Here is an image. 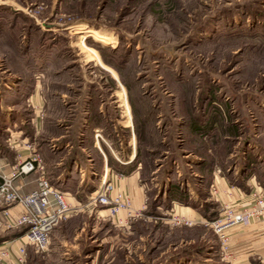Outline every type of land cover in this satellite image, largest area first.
<instances>
[{"label": "rangeland", "instance_id": "1", "mask_svg": "<svg viewBox=\"0 0 264 264\" xmlns=\"http://www.w3.org/2000/svg\"><path fill=\"white\" fill-rule=\"evenodd\" d=\"M28 95L43 100L39 132ZM0 99L25 119L24 132L48 160L54 182L78 162L62 185L78 199L68 201L73 214L85 216L87 234L97 222L93 262L28 243V264H132L128 227L91 198L103 158L114 169L128 160L124 167H140L149 247L172 250L175 232L164 240L154 230L184 224L172 223L165 200L171 192L158 188L177 179L186 184L183 173L200 159L229 172L244 153L264 156V0H0ZM79 167L89 172L86 182H78ZM258 178L264 182V170ZM11 205H0V245L19 243L24 232L15 218L2 220L11 217ZM207 237L218 250L216 234L209 229ZM196 244L206 249L205 241ZM215 255L222 263L219 250Z\"/></svg>", "mask_w": 264, "mask_h": 264}, {"label": "crops", "instance_id": "2", "mask_svg": "<svg viewBox=\"0 0 264 264\" xmlns=\"http://www.w3.org/2000/svg\"><path fill=\"white\" fill-rule=\"evenodd\" d=\"M27 99H33L32 106L34 104L37 105L34 107L36 112H34L35 117L33 120L36 131L39 132L42 129V122L39 120V116L36 115V108L39 111L40 109L42 110L43 100L40 98V95L34 96V98L28 95ZM11 105L13 103L8 104L7 101L0 99L1 174H9L15 164L30 156L34 151L40 154V150L33 145L34 143L30 139V134L24 132L25 127L23 125L25 119L20 114H14ZM62 135L59 133L55 137L58 138ZM94 143L97 147H101L99 139L95 140ZM244 154L243 157H240V162L238 160L235 161L233 164L234 168H229V172L219 167H215L214 169L211 167L207 168L206 163H201L203 159H200L201 161L195 165L197 170L192 169L188 173H183L186 176L183 178V182L186 184L183 185L182 181L177 179L175 181L177 184L166 183V185L164 183L161 185L164 189L163 187L161 189L158 188L160 194L163 192L167 193V191L171 193L166 198L164 197L165 193L163 194L160 203H157V208H162L165 205V200L169 198L170 212L177 213L191 221L190 225L176 226L174 230H167L164 226L165 222L164 224L160 223V225H157L155 230L152 229L157 235L158 233L161 234L164 240H167V237L173 232H175L176 236L174 242H169L172 250L165 248L158 254H156V250L149 247V239L151 238L149 225L151 221L148 218L142 217L143 214L146 215L147 213L148 201L146 194L147 184L141 178L139 166L129 167V164H127L125 165L127 168L124 169L123 164H126L128 160L127 162H121L120 167L122 169H114L113 166L115 164L113 165L103 158L100 168L94 169L97 171L101 169V171L97 174L96 180L92 182L96 187L92 189L91 194L94 193L100 183V177L107 170L108 176L115 186L112 193L119 191L129 196L132 207L136 211V215L132 216L130 222L126 224L128 227L126 232L128 234L127 250L129 252L127 257L132 264H153L158 258L160 259L159 264H264V258L260 257L264 253V217L239 223V225L229 228L231 257L226 258L221 256L222 263L214 261L213 258L219 249L210 247L207 244L210 242L208 237L205 238L206 231L209 229L212 231L205 224L206 220L210 219V215L208 214L220 211L224 205H229L236 210L248 206L252 201L250 193L254 190H259L264 194V182L258 178L261 171L264 170V156L257 158L250 155L248 159L247 154ZM133 155L134 153H132L129 159ZM257 161L259 162L258 165L256 164ZM77 165L78 162L75 161L72 164L70 163L65 172L60 171L62 178L54 182L48 176V173L51 172L48 171V160H44L45 171L50 181L54 186L64 191L68 200H75V202H79L78 199L72 195L70 188L66 187V185L63 186L62 183L64 181L66 183V180L68 181L67 176H72V172L75 171ZM82 168L79 167V183L86 182L85 176L89 173ZM91 168L94 167L92 166ZM192 175H197L199 178L196 181L188 180ZM37 177L38 171H32L26 175L15 177L14 183L20 188L22 193H27L35 187ZM96 181L97 183H95ZM59 183L63 187L58 186L57 184ZM211 201H215V211L203 208ZM8 210L11 217L2 219L7 222H11L12 218L16 219L21 212L18 204L11 205ZM69 214V216L64 218L65 220H62L52 230L49 251L55 256L62 253L66 259H70L72 262L76 261H73L72 256L69 255H74L76 258L77 256H88L91 258V262H93L99 256L98 246H100V243L96 244L97 240L94 241L96 239L94 238V229H96L97 222L94 221L92 227L89 226L91 233L87 234L85 216L78 213L73 214L72 212ZM87 214L89 213L87 212ZM117 218H125V214L120 211L117 214ZM200 241L206 242V249L201 250L198 248L199 246L196 243ZM192 243L196 245H191ZM188 245H191V247H188ZM11 250H15L14 243L11 245Z\"/></svg>", "mask_w": 264, "mask_h": 264}, {"label": "built area", "instance_id": "3", "mask_svg": "<svg viewBox=\"0 0 264 264\" xmlns=\"http://www.w3.org/2000/svg\"><path fill=\"white\" fill-rule=\"evenodd\" d=\"M95 137L99 139L100 133L96 132ZM32 171H38L36 185L27 193H22L15 185L14 179ZM108 174L105 170L91 198L100 204L108 205L109 213L116 218L120 211L125 212V218H117V221L122 225L127 224L136 211L126 193L117 191L113 195L110 194L115 186ZM250 195L252 201L248 206L236 210L229 205H224L216 217L207 219L205 222L217 236L222 257H231L229 228L264 217V194L259 190H254ZM11 204L20 206L21 212L16 221L18 225L26 228L19 236L20 242L15 243V250H11V244L0 245L1 264H28L26 253L28 243L32 244L36 251H45L49 246L52 230L74 208L64 191L50 181L45 171L43 157L35 151L15 164L9 174L0 173V205L10 206ZM4 208L7 213L8 208ZM171 221L173 224L190 225L191 223L176 213H173ZM260 257L264 258V253Z\"/></svg>", "mask_w": 264, "mask_h": 264}, {"label": "trees", "instance_id": "4", "mask_svg": "<svg viewBox=\"0 0 264 264\" xmlns=\"http://www.w3.org/2000/svg\"><path fill=\"white\" fill-rule=\"evenodd\" d=\"M208 215H210V218H214V217H216L217 216V214L216 213H210V214H208ZM23 227V229L25 230V226H22Z\"/></svg>", "mask_w": 264, "mask_h": 264}]
</instances>
